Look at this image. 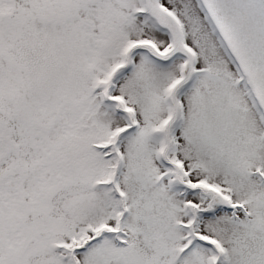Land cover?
<instances>
[{"label":"snow or ice","instance_id":"snow-or-ice-1","mask_svg":"<svg viewBox=\"0 0 264 264\" xmlns=\"http://www.w3.org/2000/svg\"><path fill=\"white\" fill-rule=\"evenodd\" d=\"M0 264H264V0H0Z\"/></svg>","mask_w":264,"mask_h":264}]
</instances>
